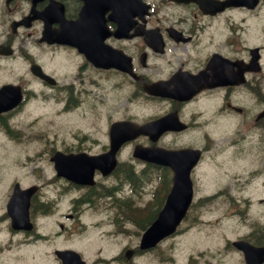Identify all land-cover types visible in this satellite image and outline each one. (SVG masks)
Segmentation results:
<instances>
[{"label": "flooded vegetation", "instance_id": "obj_1", "mask_svg": "<svg viewBox=\"0 0 264 264\" xmlns=\"http://www.w3.org/2000/svg\"><path fill=\"white\" fill-rule=\"evenodd\" d=\"M227 1L0 0V88L20 85L23 93L16 108L0 113V128L14 121L13 116L30 97L29 82L36 80L48 87L49 101H62L65 111L80 103L78 97H100L105 101V129L110 116L119 109L115 98L127 103L136 99L150 114L142 123L173 113L186 127L164 133L157 142L159 146H198L202 153L209 152V127L231 119L238 131V94L253 97L259 93L257 73L246 72L245 85L238 87V60L247 58L238 40V32H242L238 14L257 15L264 0H258L253 8L238 6V1L227 6ZM56 59L60 72L53 65ZM33 65L40 66L50 77L49 82L33 76ZM154 84L175 97L148 93V86ZM254 100L259 109L252 125L264 131V116L256 118L264 108V94ZM94 106H99L98 101L94 100ZM102 139L101 152L105 151L106 130ZM140 139L141 144L149 145L146 137ZM230 145L238 149V133ZM55 150L90 152L81 146ZM53 152L45 155L47 162ZM51 164L46 165L49 175L44 191L40 184L30 198L33 228L17 233L29 235L32 241L35 235L48 240L63 236L66 240L81 231L85 224L82 216L99 211L101 204L103 212L107 207L102 218L111 226L119 225L122 219L130 220L121 210L127 205L122 200L123 190L115 189L112 196L108 181L95 188L70 185L54 175ZM124 165L117 162L112 175L119 178L131 173L136 181L145 171V167L141 169L144 163L130 170H124ZM68 188L69 196L63 198ZM61 207L65 211H60ZM84 207L87 210L82 212ZM53 216L58 230L35 234V222ZM5 218L6 214L0 220Z\"/></svg>", "mask_w": 264, "mask_h": 264}, {"label": "rangeland", "instance_id": "obj_2", "mask_svg": "<svg viewBox=\"0 0 264 264\" xmlns=\"http://www.w3.org/2000/svg\"><path fill=\"white\" fill-rule=\"evenodd\" d=\"M260 11L261 13L254 16H244L246 17L244 21L238 16V25L244 27V32L240 34L242 46L245 43H248V46L264 43V6ZM254 99L246 94L238 98V105L246 106L248 111L243 116H238V160L234 159L233 148L222 146L229 143L236 134L237 130H233L235 122L226 119L211 125L207 131L210 138L217 140V144L211 145L207 161L203 162L193 175L195 202L188 220L182 223L175 235L163 241L157 250L135 259L134 264H244L241 253L226 243L238 238H252V234L264 235V153L259 154L264 151V145L257 147L252 142L256 138L260 141L259 144H262L264 142L261 140L264 138L259 132L257 136L250 134L248 127L251 124V114L258 108ZM137 104H131L127 110L114 112L110 118L129 114L140 119L144 113ZM102 109L103 106L100 105L96 117L93 111L83 105L79 107L77 115L75 112H64L59 106L48 105L38 97H32L23 112L18 115L20 125L23 126L24 123L27 127L25 132L29 135L30 143L9 145L0 152V194L7 190L14 178L26 183L23 175H31L27 170L16 173L14 170L16 165L12 160L19 154L12 153H46L52 143L58 148L81 146L92 151L101 148ZM35 118L37 121L33 123ZM34 125L36 130H33ZM76 131L89 134V137L82 140L72 138ZM32 134L35 138L31 137ZM131 151V146L127 147L123 154H130ZM9 164L12 168L8 166ZM147 180L151 182L149 185L147 181L148 192L157 185L158 176L154 173L151 176L148 174ZM212 195H217V198H212L211 202L207 200L198 202L199 199ZM150 197L149 194L141 192V196L136 198L138 207L150 202ZM104 212L100 210L91 215L85 214L82 220L92 227L94 224H102L108 231L115 229L102 218ZM110 214H114V211ZM38 225L47 227L50 224L44 218L39 220ZM123 225L128 231L125 236L120 234L114 237L108 232L98 233L93 227V230L88 229L85 234H80L82 241L78 239V242H73L70 238L63 244L82 249L87 260H94L97 257L109 260L118 255L122 247L127 245L135 247L138 244L139 229L133 221L125 219ZM15 238L16 236L9 235L5 223L0 224V264H58L52 255V247L34 245L29 247L26 253V249L10 248ZM18 254H21V260L16 259Z\"/></svg>", "mask_w": 264, "mask_h": 264}, {"label": "water", "instance_id": "obj_3", "mask_svg": "<svg viewBox=\"0 0 264 264\" xmlns=\"http://www.w3.org/2000/svg\"><path fill=\"white\" fill-rule=\"evenodd\" d=\"M256 54V50L253 51ZM256 58V57H255ZM255 61L253 62V65ZM115 126H113L114 128ZM132 134H128L126 129L121 131V136L114 143L112 153L117 149L122 138H132ZM124 141V140H123ZM110 152V156H112ZM150 152L136 148L134 154L148 157ZM157 155L158 152H153ZM158 160L163 161L173 167L175 171L173 187L168 195L164 208L160 211L158 218L146 230L141 239V247L147 248L153 246L158 240L172 233L175 227L184 216L191 197V182L188 177L190 166L195 161L189 153H173L162 152ZM110 161V158L108 159ZM110 165H113L110 162ZM234 245L244 251L245 264H261L264 261V247L255 248L244 242H235ZM68 257L64 258V264H82L78 256L74 253L67 252Z\"/></svg>", "mask_w": 264, "mask_h": 264}, {"label": "trees", "instance_id": "obj_4", "mask_svg": "<svg viewBox=\"0 0 264 264\" xmlns=\"http://www.w3.org/2000/svg\"><path fill=\"white\" fill-rule=\"evenodd\" d=\"M130 217L131 218H137V214L135 212H132V213L130 212Z\"/></svg>", "mask_w": 264, "mask_h": 264}]
</instances>
